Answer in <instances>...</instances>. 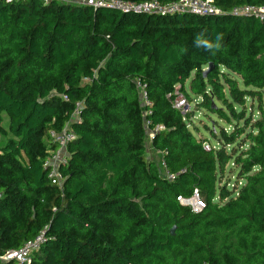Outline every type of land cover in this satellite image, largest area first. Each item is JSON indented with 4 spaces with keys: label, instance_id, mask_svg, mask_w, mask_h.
Wrapping results in <instances>:
<instances>
[{
    "label": "trees",
    "instance_id": "16d2710c",
    "mask_svg": "<svg viewBox=\"0 0 264 264\" xmlns=\"http://www.w3.org/2000/svg\"><path fill=\"white\" fill-rule=\"evenodd\" d=\"M212 2L223 15L0 0V264L41 231L31 264H264V20L228 14L264 0ZM200 109L231 121L217 146L187 128ZM64 128L57 185L44 161ZM195 192L198 211L180 201Z\"/></svg>",
    "mask_w": 264,
    "mask_h": 264
},
{
    "label": "built area",
    "instance_id": "2783aa9c",
    "mask_svg": "<svg viewBox=\"0 0 264 264\" xmlns=\"http://www.w3.org/2000/svg\"><path fill=\"white\" fill-rule=\"evenodd\" d=\"M6 2H12L14 0H2ZM43 2H60L69 4H82L90 6L94 9L104 7L110 10H117L122 13H140L144 15L160 14V15H173V14H193L198 16H220L224 12L214 5L212 0H176L170 3H161L158 0H144L140 2L129 0H41ZM231 16L240 15H252L260 20H264V6L255 5H240L233 7L229 12ZM141 99L144 105H149V101L146 96V92L141 89ZM172 105L181 114H186L191 111V104L184 97V95L178 91L175 87L171 96ZM149 112V111H146ZM164 130L162 125H157L153 132ZM49 142L56 145V149L49 152L48 158L44 161V166L50 168L48 177L51 179L52 184L61 185L63 180L62 175L59 172V167L66 163V147L69 141L75 138L73 131L69 129H62L61 131L49 130L48 133ZM150 134V139H151ZM205 149H209L207 144L204 145ZM167 180H173V176L165 172ZM194 197H197V193H194ZM187 200V199H181ZM182 203V202H181ZM183 204V203H182ZM201 208V207H200ZM44 242V232L41 231L36 237L26 241L19 249L7 251L2 260H12L18 264H31L33 253L40 248Z\"/></svg>",
    "mask_w": 264,
    "mask_h": 264
},
{
    "label": "rangeland",
    "instance_id": "374dc122",
    "mask_svg": "<svg viewBox=\"0 0 264 264\" xmlns=\"http://www.w3.org/2000/svg\"><path fill=\"white\" fill-rule=\"evenodd\" d=\"M186 86L188 87V82L186 83ZM178 91L179 85L175 86ZM181 92V91H180ZM196 99L193 98V103ZM191 104V109H194V104ZM249 103H247L248 105ZM205 110L200 109V110H194L192 112V116L188 119H186L187 123V128L188 130L193 133L196 137H201L205 138L209 142V146H217L218 142L217 140L214 139V137L210 134V130H214L216 133V137L220 136L221 134V129L224 130L225 132H229L231 129V121L227 122L221 119H218V117L215 114H205ZM256 114V113H255ZM2 126L4 128L7 127V119L4 117L2 121ZM7 140L6 136L0 135V143H4ZM44 143L46 142V138L44 137L43 139ZM159 158H160V153L156 152L151 145V139L150 136H148L146 140V159L147 160H154L156 163L159 164ZM161 166V165H160ZM231 170V172H229ZM162 174H163V169H162ZM235 168L230 163L225 171L224 174V182H229L226 183L229 188H231L235 182ZM183 204L188 205L193 211H198L200 209L201 202L197 197H192L187 200H182L181 201Z\"/></svg>",
    "mask_w": 264,
    "mask_h": 264
},
{
    "label": "water",
    "instance_id": "95a60500",
    "mask_svg": "<svg viewBox=\"0 0 264 264\" xmlns=\"http://www.w3.org/2000/svg\"><path fill=\"white\" fill-rule=\"evenodd\" d=\"M123 14H126V13H123ZM173 232H174V227L171 228V230H170V233H171V234H173Z\"/></svg>",
    "mask_w": 264,
    "mask_h": 264
}]
</instances>
